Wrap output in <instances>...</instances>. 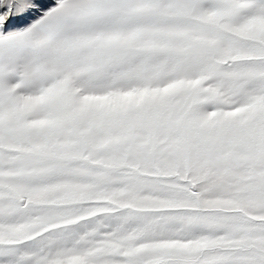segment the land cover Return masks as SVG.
<instances>
[{
	"label": "snow or ice",
	"instance_id": "6c2138e0",
	"mask_svg": "<svg viewBox=\"0 0 264 264\" xmlns=\"http://www.w3.org/2000/svg\"><path fill=\"white\" fill-rule=\"evenodd\" d=\"M0 264H264V0H0Z\"/></svg>",
	"mask_w": 264,
	"mask_h": 264
}]
</instances>
